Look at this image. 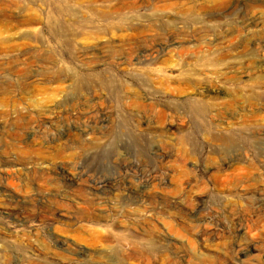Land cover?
Masks as SVG:
<instances>
[{
  "label": "rangeland",
  "instance_id": "obj_1",
  "mask_svg": "<svg viewBox=\"0 0 264 264\" xmlns=\"http://www.w3.org/2000/svg\"><path fill=\"white\" fill-rule=\"evenodd\" d=\"M0 44V264H264V0H0Z\"/></svg>",
  "mask_w": 264,
  "mask_h": 264
},
{
  "label": "bare ground",
  "instance_id": "obj_2",
  "mask_svg": "<svg viewBox=\"0 0 264 264\" xmlns=\"http://www.w3.org/2000/svg\"><path fill=\"white\" fill-rule=\"evenodd\" d=\"M12 3H13V2H12ZM163 5H164V4H163ZM166 5H167V4H166ZM168 5H169V4H168ZM134 7H135V6H134ZM161 8H162V6H161ZM163 10H164V8H163ZM64 11H65V10H64ZM60 12H61V11H60ZM64 13H65V12H64ZM30 17H32V16H30ZM28 18H29V17H28ZM20 20H21V19H20ZM50 20H51V19H50ZM22 22H23V21H22ZM31 22H32V21H31ZM37 22H38V21H37ZM44 22H45V21H44ZM25 23H26V22H25ZM58 23L60 24V22H58ZM60 25H61V24H60ZM60 25H59V27H61ZM51 30H53V29H51ZM57 30H58V29H57ZM169 32H170V31H169ZM54 33H55V31H54ZM201 33H202V32H201ZM203 33H205V31H204ZM206 33H207V32H206ZM47 34H48V33H47ZM56 34H58V33H56ZM85 34H86V33H85ZM87 34H88V33H87ZM134 34H135V33H134ZM178 34H179V31H178ZM18 35H19V34H18ZM18 35H17V36H18ZM35 35L37 36V34H35ZM41 35H42V34H41ZM130 35H131V34H130ZM165 35H167V34H165ZM171 35H172V34H171ZM1 36H2V35H1ZM49 36H50V35H49ZM54 36H56V35L54 34ZM57 36H58V35H57ZM84 36H85V35H84ZM138 36H139V35H138ZM146 36H147V35H146ZM207 36H208V35H207ZM2 37H3V36H2ZM37 37H38V36H37ZM168 37H169V36H168ZM33 38H34V37H33ZM33 38H32V39H33ZM38 38H39V37H38ZM53 38H54V37H53ZM55 38H56V37H55ZM129 38H130V36H129ZM129 38H128V39H129ZM138 38H140V37H138ZM203 38H204V36H203ZM39 39H40V38H39ZM39 39H38V41H39ZM160 39H161V38H160ZM35 40H36V39H35ZM54 40H55V39H54ZM142 40H143V39H142ZM155 40H156V39H155ZM162 40H163V39H162ZM23 41H24V40H23ZM159 41H160V40H159ZM172 41H173V40H172ZM172 41H171V42H172ZM208 41H209V40H208ZM134 42H135V41H134ZM156 42H157V41H156ZM162 42H163V41H162ZM171 42H170V43H171ZM181 42H182V41H181ZM128 43H129V42H128ZM141 43H142V42H141ZM154 43H155V41H154ZM157 43H158V42H157ZM184 43H185V42H184ZM1 44H5V43H1ZM1 44H0V45H1ZM7 44H8V43H7ZM130 44H131V43H130ZM228 44H229V43H228ZM233 44H234V43H233ZM233 44H232V45H233ZM45 45H46V44H45ZM185 45H186V44H185ZM232 45H231V46H232ZM137 46H138V45H137ZM137 46H136V47H137ZM141 46H142V45H141ZM152 46H155V45H152ZM231 46H230V47L228 46V47H229L228 49H230ZM45 47H46V46H45ZM157 47H158V46H157ZM183 47H184V46H183ZM223 47H226V46H223ZM139 48H140V47H139ZM178 48H179V47H178ZM148 49H149V48H148ZM212 49H213V48H212ZM219 49H221V48H219ZM222 49H224V48H222ZM51 50H52V49H51ZM208 50H209V49H208ZM210 50H211V49H210ZM215 50H216V49H215ZM217 50H218V49H217ZM52 51H53V50H52ZM214 52H215V51H214ZM216 52H218V51H216ZM10 54H11V53H10ZM215 54H216V53H214V56H215ZM220 54H221V53H220ZM222 54H223V53H222ZM208 55H209V54H208ZM49 56H50V55H49ZM53 56H54V54H53ZM165 56H166V55H165ZM169 56H170V55H169ZM254 56H256V55H254ZM54 57H56V56H54ZM188 57H189V56H188ZM47 58H48V57H47ZM47 58H46V59H47ZM206 58H207V57H206ZM208 58H209V57H208ZM208 58H207V59H208ZM211 58H213V57H211ZM217 58H218V57H217ZM250 58H251V57H250ZM86 59H87V58H86ZM86 59H85V60H86ZM116 59H118V58H116ZM120 59H121V58H120ZM207 59H206V61H207ZM174 60H175V59H174ZM211 60H212V59H211ZM214 60H215V59H214ZM255 60H256V59H255ZM40 61H41V60H40ZM200 61H202V59H201ZM220 61H221V60H219V62H220ZM58 62H59V61H58ZM216 62H217V61H216ZM174 63H175V62H174ZM208 63H209V62H208ZM208 63H206V64H208ZM263 63H264V62H263ZM59 64H60V63H59ZM56 65H58V64H56ZM230 65H231V64H230ZM208 66H209V65H208ZM208 66H207V67H208ZM55 67H56V66H55ZM126 67H127V66H126ZM212 67H213V66H212ZM227 67H228V66H227ZM5 68H6V67H5ZM64 68H65V67H64ZM208 68H209V67H208ZM183 69H184V68H183ZM183 69H182V70H183ZM193 69H194V68H193ZM209 69H210V68H209ZM54 70H56V69H54ZM64 70H65V69H64ZM196 70H197V68H196ZM210 70H211V69H210ZM211 71H212V70H211ZM230 71H231V70H230ZM55 72H56V71H55ZM63 73H64V71H63ZM156 73H157V72H156ZM159 73H160V72H159ZM228 73H229V72H228ZM53 74H54V72H52V75H53ZM2 75H3V74H2ZM46 75H47V74H46ZM63 75H64V74H63ZM6 77H7V76H6ZM176 77H177V76H176ZM226 77H227V76H226ZM51 78H52V77H51ZM61 78H62V77H61ZM107 78H108V77H107ZM174 78H175V77H174ZM206 78H208V76L205 77V79H206ZM9 79H10V78H8V80H9ZM12 79H13V78H12ZM24 79H25V78H24ZM54 79H55V80H58L59 78H58L57 76H55ZM167 79H168V78H167ZM178 79H179V78H178ZM188 79H190V78H188ZM46 80H47V79H46ZM89 80H90V79H89ZM91 80H92V79H91ZM108 80H109V79H108ZM179 80H180V79H179ZM179 80L177 81L178 83H179ZM190 80H192V79H190ZM14 81H15V80H14ZM26 81H27V80H26ZM44 81H45V80H44ZM87 81H88V80H87ZM98 81H100V80H98ZM98 81H97V82H98ZM162 81H163V80H162ZM185 81H186V80H185ZM201 81H202V80H201ZM42 82H43V81H42ZM50 82H51V81H50ZM60 82H61V81H60ZM88 82H89V81H88ZM144 82H145V81H144ZM191 82H192V81H191ZM198 82H199V81H198ZM217 83H218V82H217ZM224 83H225V82H224ZM35 84H36V82H35ZM35 84H33L34 88L36 87ZM184 84H185V83H183V85H184ZM20 85H21V83H20ZM24 85H25V84H24ZM24 85H23V86H24ZM44 85H45V84H44ZM82 85H83V84H82ZM91 85H93V84H91ZM147 85H148V84H147ZM175 85H176V84H175ZM188 85H189V84H188ZM191 85H192V84H191ZM85 86H86V85H85ZM108 86H109V84H108ZM178 86H179V85H178ZM178 86H177V87H178ZM12 87H13V86H12ZM12 87H11V88H12ZM50 87H51V86H50ZM58 87H59V86H58ZM100 87H101V86H100ZM171 87H173V85H172ZM181 87H183V86L181 85ZM11 88H10V90H11ZM88 88H89V87H88ZM168 88H169V87H168ZM179 88H180V87H179ZM183 88H184V87H183ZM189 88H190V87H189ZM214 88H215V87H214ZM56 89H57V88H56ZM63 89H64V88H63ZM175 89H177V88L175 87ZM34 90H35V89H34ZM179 90H180V89H179ZM179 90H178V91H179ZM36 91H37V90H36ZM36 91H35V92H36ZM171 91H172V90H171ZM187 91H188V90H185V93H186ZM15 92H16V91H15ZM37 92H38V91H37ZM44 92H45V91H44ZM166 92H167V91H166ZM180 92H182V94H183V91H182V90H180V91L178 92V93L181 95ZM49 93H50V92H49ZM185 93H184V94H185ZM30 94H31V93H30ZM51 94H53V93H51ZM172 94H173V92H172ZM187 94H188V93H187ZM197 94H198V93H197ZM175 95H176V93H175ZM25 96H26V94H25ZM28 96H29V95H28ZM43 96H45V95H43ZM131 96H132V95H131ZM141 96H142V95H141ZM141 96H140V97H141ZM172 96H173V95H172ZM30 97H31V96H30ZM188 97H189V96H188ZM28 98H29V97H28ZM175 98H176V97H175ZM192 98H193V97H192ZM15 99H16V98H15ZM134 99H135V98H134ZM184 99H185V98H184ZM29 100H30V99H29ZM29 100H27V101H29ZM34 100H35V99H34ZM135 100H136V99H135ZM193 100H194V99H193ZM193 100H192V101H193ZM15 101H16V100H15ZM17 101H18V99H17ZM19 101H20V100H19ZM32 101H33V100H32ZM42 101H43V100H42ZM42 101H41V102H42ZM172 101H173V100H172ZM189 101H190V100H189ZM225 101H226V100H225ZM8 102H9V101H8ZM38 102H39V101H38ZM130 102H131V101H130ZM132 102H133V101H132ZM137 102H138V101H137ZM175 102H176V101H175ZM184 102H185V101H184ZM12 103H13V102H12ZM27 103H28V102H27ZM27 103H26V105H27ZM172 103H173V102H172ZM216 103H217V102H216ZM2 104H3V103H2ZM35 104H36V103H35ZM135 104H136V103H135ZM139 104H140V103H139ZM173 104H174V103H173ZM189 104H191V103H189ZM4 105H5V104H4ZM147 105H148V104H147ZM150 105H151V104H150ZM175 105H176V104H175ZM193 105H194V104H193ZM1 106H2V105H1ZM136 106H137V105H136ZM155 106H156V105H155ZM187 106H188V105H187ZM20 107H21V106H20ZM20 107H19V108H20ZM138 107H140V106L138 105ZM144 107H145V106H144ZM144 107H143V108H144ZM153 107H154V106H153ZM159 107H160V106H159ZM159 107H157V109H158ZM195 107H196V106H195ZM195 107H194V108H195ZM140 108H141V107H140ZM171 108H172V107H171ZM136 109H137V108H136ZM144 109H146V108H144ZM159 109H160V108H159ZM159 109H158V110H159ZM161 110H162V109H161ZM161 110H160V111H161ZM170 110H173V109H170ZM196 110H197V109H196ZM199 110H200V109H199ZM22 111H25V110L22 109ZM173 111H175V110H173ZM200 111H201V110H200ZM149 112H150V111H149ZM162 112H163V111H162ZM164 112H165V111H164ZM169 112H170V111H169ZM157 113H158V112H157ZM170 113H171V112H170ZM26 114H27V113H26ZM148 114H149V113H148ZM151 114H152V113H151ZM160 114H161V113H160ZM204 114H206V113H204ZM204 114H201V113H200V115H204ZM137 115H139V113H138ZM157 115H158V114H157ZM157 115H156V116H157ZM196 116H197V115H196ZM143 117H144V116H143ZM148 118H149V117H148ZM156 118H157V117H156ZM146 119H147V118H146ZM163 121H164V120H163ZM146 122H147V121H146ZM32 127H33V126H32ZM167 127H168V126H167ZM30 128H31V127H30ZM69 129H70V128H69ZM165 129H166V128H165ZM219 129H220V128H219ZM237 129H238V128H237ZM240 129H241V128H240ZM26 130H27V129H26ZM30 130H31V129H30ZM72 130H73V129H72ZM215 130H216V129H215ZM76 131H79V130H76ZM81 131H82V130H81ZM157 131H158V130H157ZM30 132H31V131H30ZM224 132H225V130H224ZM228 132H230V131L228 130ZM16 133H17V132H16ZM214 133H216V131H215ZM226 133H227V132H226ZM17 134H18V133H17ZM77 134H78V133H77ZM70 135H71V134H70ZM115 135H116V134H115ZM162 135H163V134H162ZM229 136H230V135H229ZM65 137H66V136H65ZM162 137H163V136H162ZM217 137H219V135H218ZM226 137H227V136H226ZM230 137L232 138V136H230ZM60 138H61V137H60ZM24 139H25V138H24ZM151 139H152V138H151ZM232 139H233V138H232ZM226 140H227V139H226ZM228 140H229V139H228ZM233 140H234V139H233ZM25 141H26V140H25ZM41 143H42V142H41ZM67 143H68V142H67ZM222 143H224V142H222ZM227 143H228V142H227ZM145 144H146V143H145ZM35 145H36V144H35ZM228 145H229V144H228ZM143 146H144V144H143ZM145 146H146V145H145ZM36 147H37V146H36ZM146 149H147V148H146ZM157 150H158V149H157ZM180 152H182V151H180ZM155 154H156V153H155ZM161 154H162V153H161ZM179 154H180V153H179ZM181 154H182V153H181ZM106 155H107V153H106ZM176 155H177V154H176ZM174 156H175V155H174ZM165 157H166V156H165ZM167 157H168V156H167ZM176 159H177V157H176ZM39 165H41V164H39ZM230 165H232V164H230ZM212 167H213V166H212ZM32 169H33V168H32ZM35 169H36V168H35ZM49 169H50V168H49ZM235 169H236V168H235ZM150 170H151V169H150ZM32 171H33V170H32ZM42 172H43V171H42ZM148 172H149V171H148ZM152 172H153V171H152ZM248 173H249V172H248ZM150 174H152V173H150ZM150 174H149V175H150ZM246 174H247V173H246ZM249 176H250V174H249ZM107 179H108V178H107ZM149 180H150V179H149ZM106 181H108V180H106ZM112 181H113V180H112ZM245 181H246V180H245ZM96 183H97V182H96ZM150 183H151V182H150ZM123 184H124V183H123ZM146 184H147V183H146ZM120 185H121V184H120ZM147 185H148V184H147ZM242 185H243V184H242ZM32 186H33V185H32ZM158 186H159V185H158ZM94 187H95V186H94ZM225 187H226V186H225ZM95 188H96V187H95ZM128 188H129V187H128ZM30 189H31V188H30ZM34 189H35V188H34ZM100 189H101V188H100ZM126 189H127V188H126ZM126 191H127V190H126ZM137 191H138V190H137ZM137 191H136V193H138ZM96 192H97V191H96ZM99 192H100V191H99ZM146 193H147V192H146ZM153 193H154V192H153ZM113 194H114V193H113ZM122 194H123V193H122ZM126 194H127V192H126ZM89 195H91V194H89ZM92 195H93V194H92ZM148 195H149V194H148ZM172 195H173V194H172ZM93 196H94V195H93ZM120 196H121V195H120ZM136 196H137V195H136ZM153 196H154V195H153ZM147 197H149V196H147ZM150 197H151V196H150ZM150 197H149V198H150ZM132 198H133V197H132ZM175 198H176V197H175ZM85 199H86V198H85ZM130 199H131V198H130ZM178 199H179V198H178ZM138 200H139V199H138ZM159 200H160V199H159ZM27 201H28V200H27ZM36 201H37V200H36ZM118 201H119V200H118ZM88 202H89V201H88ZM94 202H95V201H94ZM99 202H100V201H99ZM101 202H102V201H101ZM131 202H132V201H131ZM127 203H128V202H127ZM133 203H134V202H133ZM47 204H48V203H47ZM157 204H158V203H157ZM162 204H163V203H162ZM128 205H129V204H128ZM171 205H172V204H171ZM46 206H47V205H46ZM9 209H10V208H9ZM37 209H38V208H37ZM88 209H89V208H88ZM120 209H121V208H120ZM91 210H92V209H91ZM95 210H96V209H95ZM105 210H106V209H105ZM88 211H89V210H88ZM85 212H86V210H85ZM91 213H92V212H91ZM91 213H90V215H91ZM52 215H53V214H52ZM188 225H189V224H188ZM165 226H166V225H165ZM83 227H84V226H83ZM83 227H82V228H83ZM86 231H87V230H86ZM164 231H165V230H164ZM111 233H112V232H111ZM76 234H77V233H76ZM82 234H83V231H82ZM163 235H164V234H163ZM78 236H79V235H78ZM114 236H115V235H114ZM119 236H121V235H119ZM119 238H120V237H119ZM126 238H127V237H126ZM128 239H130V238H128ZM128 239H127V240H128ZM131 239L133 240V238H131ZM129 241H131V240H129ZM136 242H138V241L136 240ZM139 242H140V241H139ZM117 244H118V243H117ZM134 245H135V244H134ZM145 245H146V244H145ZM159 246H160V245H159ZM159 246H158V247H159ZM249 246H250V245H249ZM142 247H143V246H142ZM147 248H148V247H147ZM155 248L158 249L157 247H155ZM245 249H246V247H245ZM124 250H125V249H124ZM148 250H149V249H148ZM242 250H243V249H242ZM144 251H145V249H144ZM247 251H248V250H247ZM242 252H243V251H242ZM143 253H144V252H143ZM245 254H246V253H245ZM71 255H73V254H71ZM73 256H74V255H73Z\"/></svg>",
  "mask_w": 264,
  "mask_h": 264
}]
</instances>
